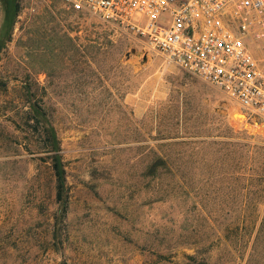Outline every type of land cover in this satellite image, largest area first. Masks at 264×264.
<instances>
[{
	"label": "rangeland",
	"instance_id": "obj_1",
	"mask_svg": "<svg viewBox=\"0 0 264 264\" xmlns=\"http://www.w3.org/2000/svg\"><path fill=\"white\" fill-rule=\"evenodd\" d=\"M17 2L10 27L0 5V264H264V125L236 126L130 31Z\"/></svg>",
	"mask_w": 264,
	"mask_h": 264
},
{
	"label": "built area",
	"instance_id": "obj_2",
	"mask_svg": "<svg viewBox=\"0 0 264 264\" xmlns=\"http://www.w3.org/2000/svg\"><path fill=\"white\" fill-rule=\"evenodd\" d=\"M132 32L264 125V0H44Z\"/></svg>",
	"mask_w": 264,
	"mask_h": 264
},
{
	"label": "trees",
	"instance_id": "obj_3",
	"mask_svg": "<svg viewBox=\"0 0 264 264\" xmlns=\"http://www.w3.org/2000/svg\"><path fill=\"white\" fill-rule=\"evenodd\" d=\"M0 5L4 8L5 18L4 22L8 24L10 27L14 21V18L17 16L19 10V4L17 0H0ZM52 145L50 152L52 156H50V161L52 163V171L56 181V189L58 192V197H61V194L64 191V183H65V170L62 165L61 157L59 154V148L56 145V139L52 135Z\"/></svg>",
	"mask_w": 264,
	"mask_h": 264
},
{
	"label": "bare ground",
	"instance_id": "obj_4",
	"mask_svg": "<svg viewBox=\"0 0 264 264\" xmlns=\"http://www.w3.org/2000/svg\"><path fill=\"white\" fill-rule=\"evenodd\" d=\"M232 120L234 121V124L236 126H246L248 129H253V126H249L248 124L245 123V116L244 115H241L239 113H234L233 114V117H232ZM254 127H257L259 128V126H254ZM261 128V127H260ZM264 128V127H263Z\"/></svg>",
	"mask_w": 264,
	"mask_h": 264
}]
</instances>
